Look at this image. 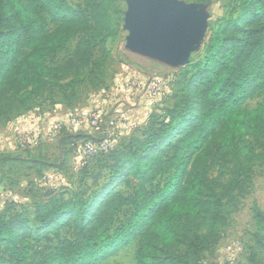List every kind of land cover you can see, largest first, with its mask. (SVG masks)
<instances>
[{
  "label": "trees",
  "instance_id": "obj_1",
  "mask_svg": "<svg viewBox=\"0 0 264 264\" xmlns=\"http://www.w3.org/2000/svg\"><path fill=\"white\" fill-rule=\"evenodd\" d=\"M81 1L74 8L67 0H0V119L31 108L34 95L58 85L50 78L54 75L73 73L66 85L74 88L83 81L80 73L95 65L99 41L118 34L115 16L125 14L119 0ZM44 11L61 21L53 32L45 29ZM75 37L73 53L61 64H50ZM190 63V83L202 88L200 102L187 98L169 111L168 120L152 121L142 137L92 156L100 164L111 162L115 176L129 165L128 173L138 181L135 192L106 188L67 197L55 192L35 205L33 226L21 212H2L0 264H101L135 241L138 264H190L218 242L237 206L226 201L249 187L251 161L264 139V0H235L207 35L204 57ZM255 98L262 100L250 108L248 101ZM70 133L75 140L93 139ZM177 133L180 139L168 140ZM217 162L220 173L229 171L231 179L207 196ZM124 209L130 214L117 224ZM201 216L209 223L206 233L181 234L184 219ZM73 224L76 238L60 237ZM48 233L58 239L56 245L34 249L33 243L45 241ZM182 244L185 251L178 252Z\"/></svg>",
  "mask_w": 264,
  "mask_h": 264
},
{
  "label": "rangeland",
  "instance_id": "obj_2",
  "mask_svg": "<svg viewBox=\"0 0 264 264\" xmlns=\"http://www.w3.org/2000/svg\"><path fill=\"white\" fill-rule=\"evenodd\" d=\"M192 2L191 0H183ZM235 0H215L206 4L209 13V29L217 27L222 17L228 14ZM241 0H237L240 2ZM76 8L81 0H67ZM120 9L127 10L126 0H119ZM41 17L45 21L47 32L55 31L61 24L53 20L44 11ZM125 14L115 16V37L102 38L94 50L93 62L81 73L82 82L74 88L67 86L74 74L50 77L58 85L45 92H38L31 98V108L13 111L0 119V214L21 212L32 224L35 205L50 198L51 194L67 192L66 197L75 191L85 190L86 195L108 189L132 194L138 181L128 173V166L119 176H115L112 164L99 163L97 157L85 156L81 152V141L68 135L67 126L54 140H50L47 131L54 119L67 115L75 108L102 113L105 117H114L117 121L115 136L120 145L128 142L150 128L152 121L169 119V111L183 104L184 100L200 102L202 88L190 83L192 63L173 67L144 55L130 51L126 47L129 32L124 28ZM242 19V18H241ZM5 33L9 28H3ZM78 37L72 38L67 46L50 64H61L74 51ZM204 57V43L198 51L192 53L190 60L199 61ZM31 88L21 91L27 92ZM262 98L248 101L250 108L255 107ZM61 118H60V117ZM76 132V131H73ZM72 132V133H73ZM74 134V133H73ZM181 134L169 136L174 143ZM28 138L37 140V144L28 142ZM91 139V138H89ZM257 156L251 161L253 176L244 192L236 193L235 198L226 201L237 202L230 210L226 224L220 229L216 244L208 247L202 254L190 261V264H263L264 261V139L256 146ZM170 152L167 154L170 156ZM6 156V157H5ZM5 157V158H3ZM120 157V156H119ZM3 158V159H2ZM115 161H113L114 163ZM220 162L210 172L207 183V196L221 191L231 179L229 171L220 173ZM232 166V164H229ZM118 168V166H117ZM115 170V168H114ZM222 174V175H221ZM161 181H163L161 179ZM105 187V188H104ZM130 214L124 209L118 217L125 220ZM46 227L45 229H47ZM209 229L205 216L184 219L181 234H203ZM77 224L60 231V237L75 239ZM58 239L48 233L45 241L33 243L34 249L56 245ZM237 244L241 255L231 260L227 245ZM138 241L117 251L101 264H138ZM185 251V245L177 248Z\"/></svg>",
  "mask_w": 264,
  "mask_h": 264
},
{
  "label": "water",
  "instance_id": "obj_3",
  "mask_svg": "<svg viewBox=\"0 0 264 264\" xmlns=\"http://www.w3.org/2000/svg\"><path fill=\"white\" fill-rule=\"evenodd\" d=\"M126 47L179 67L189 63L209 29L206 4L183 0H126Z\"/></svg>",
  "mask_w": 264,
  "mask_h": 264
},
{
  "label": "built area",
  "instance_id": "obj_4",
  "mask_svg": "<svg viewBox=\"0 0 264 264\" xmlns=\"http://www.w3.org/2000/svg\"><path fill=\"white\" fill-rule=\"evenodd\" d=\"M117 119L114 117H105L102 113L88 111L82 108L73 109L67 116V122H64L71 130H81L88 128L93 132V139H81V152L85 156H93L99 153H105L113 149L118 141L115 136L117 128ZM62 122H55L47 131L50 140H54L61 132ZM29 143L37 144V140L28 138ZM241 247L237 244L227 245V252L231 254V260H237L241 255Z\"/></svg>",
  "mask_w": 264,
  "mask_h": 264
},
{
  "label": "crops",
  "instance_id": "obj_5",
  "mask_svg": "<svg viewBox=\"0 0 264 264\" xmlns=\"http://www.w3.org/2000/svg\"><path fill=\"white\" fill-rule=\"evenodd\" d=\"M62 118H61V117ZM59 117L61 118L60 120H58L59 118H57V119H54V121H61V120H64V122H67V115H60ZM67 129H68V131H70V132H73V131H76V136H79V135H82V136H86V135H92V137H93V132L90 130V129H88V128H84V129H81V130H71L68 126H67ZM2 135H3V133L2 134H0V138L2 137Z\"/></svg>",
  "mask_w": 264,
  "mask_h": 264
}]
</instances>
